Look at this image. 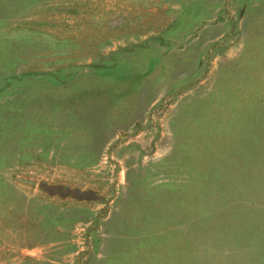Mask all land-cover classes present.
<instances>
[{
  "label": "rangeland",
  "instance_id": "rangeland-1",
  "mask_svg": "<svg viewBox=\"0 0 264 264\" xmlns=\"http://www.w3.org/2000/svg\"><path fill=\"white\" fill-rule=\"evenodd\" d=\"M0 264H264V0H0Z\"/></svg>",
  "mask_w": 264,
  "mask_h": 264
}]
</instances>
